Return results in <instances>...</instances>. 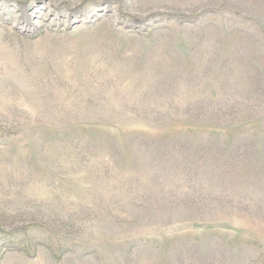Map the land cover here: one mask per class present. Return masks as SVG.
<instances>
[{
	"label": "rangeland",
	"instance_id": "rangeland-1",
	"mask_svg": "<svg viewBox=\"0 0 264 264\" xmlns=\"http://www.w3.org/2000/svg\"><path fill=\"white\" fill-rule=\"evenodd\" d=\"M0 264H264V0H0Z\"/></svg>",
	"mask_w": 264,
	"mask_h": 264
}]
</instances>
